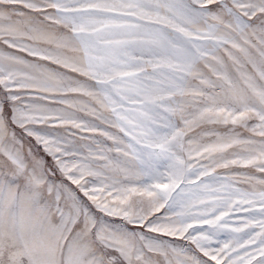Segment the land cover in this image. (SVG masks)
Here are the masks:
<instances>
[{"label":"snow or ice","instance_id":"6c2138e0","mask_svg":"<svg viewBox=\"0 0 264 264\" xmlns=\"http://www.w3.org/2000/svg\"><path fill=\"white\" fill-rule=\"evenodd\" d=\"M0 264H264V0H0Z\"/></svg>","mask_w":264,"mask_h":264}]
</instances>
